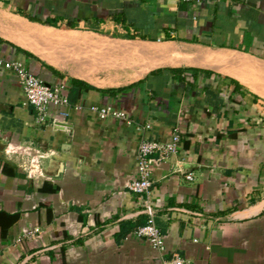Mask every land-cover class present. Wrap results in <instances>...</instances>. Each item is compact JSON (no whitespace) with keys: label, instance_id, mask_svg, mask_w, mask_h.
<instances>
[{"label":"crops","instance_id":"0c3cea01","mask_svg":"<svg viewBox=\"0 0 264 264\" xmlns=\"http://www.w3.org/2000/svg\"><path fill=\"white\" fill-rule=\"evenodd\" d=\"M0 58L69 101L39 122L0 66V264H161L146 205L168 254L264 264V0H0ZM175 131L131 193L140 141Z\"/></svg>","mask_w":264,"mask_h":264},{"label":"built area","instance_id":"2783aa9c","mask_svg":"<svg viewBox=\"0 0 264 264\" xmlns=\"http://www.w3.org/2000/svg\"><path fill=\"white\" fill-rule=\"evenodd\" d=\"M180 3L199 5L203 1L216 2L218 0H178ZM0 66L6 70L12 71L17 75L19 84L22 88L25 104L32 107L37 115L39 122H45L48 118L49 110L55 112L56 117L65 118L68 116L67 107L69 101L64 93V87H49L37 76L32 74L25 66L15 61H4L0 58ZM100 119L120 118L121 115L111 107L94 108ZM180 145V137L175 131L171 141L158 142L153 140H141L137 149V179L128 185V190L136 195H148L151 189V158L156 155L159 161L166 160L174 156ZM44 156L39 154L35 159L36 165H39ZM35 166L29 165L25 168L27 174H30ZM35 169V168H34ZM189 181L193 180L191 174L186 176ZM143 213L146 215V223L136 229L135 235L140 239L146 240L150 246L158 252L161 264H189L187 260L179 256L168 254L164 238L155 225V210L146 205Z\"/></svg>","mask_w":264,"mask_h":264},{"label":"trees","instance_id":"16d2710c","mask_svg":"<svg viewBox=\"0 0 264 264\" xmlns=\"http://www.w3.org/2000/svg\"><path fill=\"white\" fill-rule=\"evenodd\" d=\"M75 85H78V83H76ZM17 220H19V215H13V216H9L6 215L2 212H0V227H1V231H2V236H5L7 233V230L9 228V226L13 225L15 222H17ZM58 256L59 259H62L61 264H64V257H63V253L62 250H59L57 252H55ZM61 254V256H60ZM58 258L55 257H51V263L50 264H58V262L56 261V259L58 260Z\"/></svg>","mask_w":264,"mask_h":264}]
</instances>
